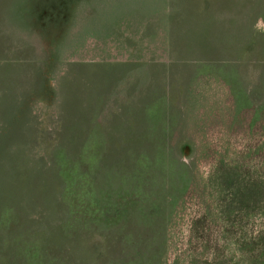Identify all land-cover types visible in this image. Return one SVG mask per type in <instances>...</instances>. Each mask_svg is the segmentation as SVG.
Returning a JSON list of instances; mask_svg holds the SVG:
<instances>
[{
  "label": "rangeland",
  "instance_id": "1",
  "mask_svg": "<svg viewBox=\"0 0 264 264\" xmlns=\"http://www.w3.org/2000/svg\"><path fill=\"white\" fill-rule=\"evenodd\" d=\"M263 11L264 0H0V223L14 216L0 261L18 264L15 238L46 262L128 260L134 223L117 243L60 229L72 219L60 166L130 190L136 155L163 151L157 181L184 173L175 184L188 187L155 234L160 264H249L264 233Z\"/></svg>",
  "mask_w": 264,
  "mask_h": 264
},
{
  "label": "trees",
  "instance_id": "2",
  "mask_svg": "<svg viewBox=\"0 0 264 264\" xmlns=\"http://www.w3.org/2000/svg\"><path fill=\"white\" fill-rule=\"evenodd\" d=\"M261 19L264 21V11L261 14ZM157 110L159 109H155V111ZM161 117L158 119L151 118L152 121H155L150 125L155 137L159 132L165 130ZM153 143H155V149H165L160 140H154ZM95 146V148L101 149L102 143ZM167 155L169 154L167 153ZM167 155L163 151L148 155H136L133 159L134 166L129 179L130 190L120 188L117 191L101 186L98 188V184L90 182L89 174L79 162L66 161L64 163L62 161L60 168L66 183L62 196L66 206H69L72 219L62 224L60 229L67 237L69 232H75L76 229L79 231L83 228L84 233H87L84 236L86 242H93L97 237H100V230L102 233L112 231V236L117 237L115 241L117 243L121 239L119 236L123 237L122 232L127 223H134L138 236L134 237L130 245L136 243L134 248L138 247L139 249H136L131 257L129 255L128 260L122 259L119 264H160V252L163 246L162 244L158 245L159 241L157 242L155 234H159L157 230L162 228L164 219L170 215L175 205L183 198L188 187L185 181L183 185L175 184L178 180H184L186 176L184 173L180 177L178 176L179 178L171 174L168 176L169 173H167L166 177L170 179V183L167 184L164 180L163 183H160V179L157 181V177L165 174V169H160V167H166L165 162L167 161L162 156L167 157ZM71 164L75 166L72 167ZM154 172L159 174L154 177ZM133 183L134 187H132ZM158 185L160 188L156 189ZM13 220L14 216L11 212L5 213L0 228L9 229ZM147 234L148 237H146ZM145 240L149 246L151 245V251L154 252L153 256L146 249H140L142 243L146 244ZM256 243L259 245V249L253 244L244 246V250L245 248L248 250L250 247H257L258 249L257 256L255 250L250 256L248 255L249 264H264V233ZM10 248H13L16 253L15 260L18 264H69L67 255L62 262L61 259L58 261L55 258L46 262L43 256L44 251L39 249L37 243H29L19 238L14 239L8 250ZM8 254L10 255L11 251ZM0 263L10 264L7 259H2Z\"/></svg>",
  "mask_w": 264,
  "mask_h": 264
}]
</instances>
